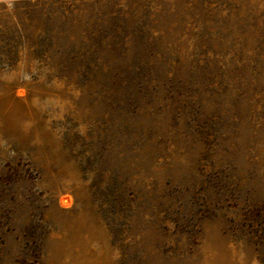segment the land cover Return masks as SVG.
I'll return each instance as SVG.
<instances>
[{
    "label": "rangeland",
    "instance_id": "1",
    "mask_svg": "<svg viewBox=\"0 0 264 264\" xmlns=\"http://www.w3.org/2000/svg\"><path fill=\"white\" fill-rule=\"evenodd\" d=\"M0 264H264V0H0Z\"/></svg>",
    "mask_w": 264,
    "mask_h": 264
}]
</instances>
